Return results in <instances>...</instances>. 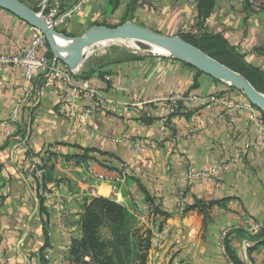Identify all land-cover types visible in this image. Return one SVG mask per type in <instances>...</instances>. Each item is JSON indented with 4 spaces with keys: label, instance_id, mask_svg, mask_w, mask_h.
<instances>
[{
    "label": "crops",
    "instance_id": "obj_1",
    "mask_svg": "<svg viewBox=\"0 0 264 264\" xmlns=\"http://www.w3.org/2000/svg\"><path fill=\"white\" fill-rule=\"evenodd\" d=\"M78 1L26 0L29 8L40 7V13L45 5L60 14ZM102 1L107 2L86 0L60 27L69 34L64 36L77 38L94 24L100 15L95 7ZM198 1L144 0L132 4L127 22L175 36L171 34L193 28ZM202 2L208 31L221 33L264 71V0ZM34 31L0 9V55L19 54ZM93 61L86 60L73 76V86L97 92L92 99H76L73 121L61 113L73 88L59 87L45 76L27 86L21 69L0 64V264H61L70 241L80 234L82 200L87 196L110 198L137 218L141 212V225L153 235L147 264H231L219 247L222 233L231 228L244 232L238 252L245 263L264 264V237L253 241L264 228L260 112L230 94L200 104L198 100L220 85L178 60ZM194 81L198 88L191 90ZM173 96L183 100L177 113L169 115L167 99ZM87 107L93 112L82 115L81 108ZM143 115L149 122L142 121ZM116 139L121 143H114ZM138 141L152 144L136 151L133 145ZM79 147L101 153L93 151V159L85 163L70 159L55 168L61 181L50 186V198L44 199L46 215L41 213L38 196L43 198L44 190L39 187L36 192L34 178L40 184L43 171L36 164L45 151L64 159L79 153ZM211 172L215 173L208 178L197 175ZM180 197L187 205L195 200L215 205L204 213H183L177 207ZM61 222L65 232L59 228ZM43 225L48 233L44 250ZM251 225L262 228L250 234Z\"/></svg>",
    "mask_w": 264,
    "mask_h": 264
},
{
    "label": "trees",
    "instance_id": "obj_2",
    "mask_svg": "<svg viewBox=\"0 0 264 264\" xmlns=\"http://www.w3.org/2000/svg\"><path fill=\"white\" fill-rule=\"evenodd\" d=\"M19 1L28 6L26 0ZM143 2L144 0H133L132 4L137 5ZM202 3V0L198 1L199 11L193 28L188 32L180 31L176 35L185 42L201 50L212 59L239 73L255 88V90L264 94V71L250 64L246 60V54L239 51L236 46H232L221 33L208 31L205 26L208 11L205 12L204 6L201 8ZM39 8L38 6L31 7L36 13L39 11ZM130 9L133 8L131 7ZM59 33L69 36V34L62 30H59ZM47 57L50 59L52 58L49 49H47ZM139 59L140 58L137 56L129 58V60ZM183 64L193 69L197 76L202 75V73L196 71L190 65L186 63ZM88 77V71L82 74L84 80H87ZM213 82L219 84L220 87L210 96L219 97L230 94L241 97L251 105L241 92L216 80H213ZM197 88L198 84L194 81L191 90ZM258 111L264 121V112ZM144 116L145 115L142 116V121L144 123L149 122L148 118ZM79 149V153L70 157L65 156L64 159L66 161L72 159L76 161L77 164H81L89 159H93L89 156L93 151L101 153V151L95 149L83 147H79ZM27 155L30 157L29 153H27ZM57 157V154L45 151L42 159L36 164L37 169L43 171L40 184L37 183V180L34 178L36 192L39 187L49 192L52 184L57 185V183L61 181V178L55 176V167L51 162ZM38 197L40 200V211L46 215L47 211L44 206V198ZM194 202L195 203L192 205L185 204L182 208V212L186 213L197 209L201 213H204L215 205L214 202H203L198 200ZM81 209L82 213L79 220L81 233L77 238L71 240L66 258L67 264L147 263L148 252L151 247V231L139 226L136 217L128 209L110 198L99 196L84 197ZM243 233L244 232L241 230H233L230 231L224 239L225 255L231 264H246L238 252V247L241 245L243 237H245ZM257 235L258 236H256L254 240L251 236L246 237L253 241L259 240L264 237V228L261 229ZM43 239L45 241L43 246L44 250L48 246V233L45 225H43Z\"/></svg>",
    "mask_w": 264,
    "mask_h": 264
},
{
    "label": "water",
    "instance_id": "obj_3",
    "mask_svg": "<svg viewBox=\"0 0 264 264\" xmlns=\"http://www.w3.org/2000/svg\"><path fill=\"white\" fill-rule=\"evenodd\" d=\"M0 9L39 31L45 39L52 58L60 61L72 76H77L83 69L87 59L85 49L103 43L137 42L163 49L167 55L152 51L135 50L136 52L150 57L171 58L186 63L203 75L241 92L252 106L264 112L263 93L255 90L239 73L212 59L177 36L161 35L127 22L119 27L92 26L81 36L69 38L49 27L42 13L34 12L19 0H0ZM63 53H67L66 56H63Z\"/></svg>",
    "mask_w": 264,
    "mask_h": 264
},
{
    "label": "built area",
    "instance_id": "obj_4",
    "mask_svg": "<svg viewBox=\"0 0 264 264\" xmlns=\"http://www.w3.org/2000/svg\"><path fill=\"white\" fill-rule=\"evenodd\" d=\"M251 1V0H246ZM86 0H79L76 4L73 5L71 9L66 11L63 14H60L57 10V8H52L48 11V14H43V17L45 18L47 24L49 27H51L54 30H58L61 26H63L66 21L74 14L78 13L81 8L85 5ZM45 5L43 6V10L45 9ZM42 10V11H43ZM47 44L45 42V39L43 35L35 30L33 35L31 36L29 45L24 48L19 54L13 55V56H7V55H0V64L5 66H14L19 69H21L23 80L26 82L27 86L30 84L35 77L37 76H45L52 78L56 85L62 88H73L74 92L68 103L66 104V107L64 110L61 111V113L67 117L70 121L75 120V105L77 104V98H93L97 92L95 89L92 88H82L79 86H73V76L69 73L68 69L57 60H54L53 58L47 57ZM25 93L22 95V101L26 98L28 93V88L25 89ZM183 100L181 96H173L167 99L170 104L169 108V115H174L178 111V103L179 101ZM216 101V98L213 96H207L203 99L198 100V102L202 105H207L214 103ZM254 111V107L250 105V107ZM82 115H89L93 112L94 109L87 107V108H81ZM254 113V112H252ZM166 121V120H164ZM164 125L161 128V131H164ZM114 143H121L120 139L114 140ZM152 143L149 141H138L135 142L133 145L134 149L136 151L140 150L143 147L150 146ZM52 163L54 164V167L57 168L61 165H65L67 162L65 159L62 158H56L52 160ZM215 172L211 173H201L197 174L198 176L202 177H211ZM106 181H109V179H105ZM62 183H59V186H61ZM42 196L44 199H49L50 195L48 192L44 191L42 193ZM186 202L184 198L180 197L177 202L178 209H182L185 206ZM137 213L141 212L138 210ZM139 216V217H140ZM65 215H61L60 220L64 221ZM59 228L61 231H66V225L64 222H61V225H59ZM261 225H251L250 229L247 231L250 234L256 233L259 229H261ZM236 230V228H231L229 230H226L222 233L219 241V247L221 249L222 254L226 257L225 251H224V239L226 235L230 232ZM71 243V241H70ZM69 243V246H70ZM69 249V248H68ZM61 264H67L66 258H61Z\"/></svg>",
    "mask_w": 264,
    "mask_h": 264
},
{
    "label": "rangeland",
    "instance_id": "obj_5",
    "mask_svg": "<svg viewBox=\"0 0 264 264\" xmlns=\"http://www.w3.org/2000/svg\"><path fill=\"white\" fill-rule=\"evenodd\" d=\"M106 1L107 2L109 1V2L108 3L106 2V4L103 1L99 2L98 6L95 7L96 12L99 13V11H100V15L97 16L94 24H92V25L89 24L88 28H90L92 26L119 27V26H122L125 23H127V21L131 18V13H132L131 10L132 9H130V8H131V6H133L131 0H106ZM72 7H73V5L69 9H71ZM50 9H52V8L46 7L43 14H48V11ZM88 28H86V30ZM60 29L61 28H59V30ZM174 30H176V29H174ZM83 33L84 32L81 31L79 36H81ZM171 35L176 36V34H171ZM125 43H129V42H124L123 44H125ZM133 44L135 45L137 50H140L142 52L152 51L151 47L148 45L140 44L137 42H134ZM88 53H87V59L86 60H89V61L94 60L95 62H100V60H103L105 62H116L119 60L124 61V60H127L133 56L139 57L140 58L139 60H154V62H156L157 60H173V59L164 58V57H157V56L156 57H153V56L150 57L147 55H143L141 53L136 52L134 49L128 48L127 46L125 47L124 45H121L118 43H109V45L96 44V45H93L89 49ZM148 216L149 215H147V218H148ZM140 218L142 219L143 217H139V218L136 217L138 225L141 227H144V229H148L145 226L141 225V219ZM145 220H146V218H145ZM79 227H80V224H79ZM80 233H81V230H80ZM151 234H152V231H151ZM152 238H153V235H152ZM152 238H151V247L153 246ZM151 247H150V249H151ZM147 260H148V257H147Z\"/></svg>",
    "mask_w": 264,
    "mask_h": 264
},
{
    "label": "bare ground",
    "instance_id": "obj_6",
    "mask_svg": "<svg viewBox=\"0 0 264 264\" xmlns=\"http://www.w3.org/2000/svg\"><path fill=\"white\" fill-rule=\"evenodd\" d=\"M118 44H121V45H124L125 47L127 46L128 48L137 50V48L135 47V45L132 42L125 43V44L120 42ZM103 45H109V43H103ZM89 49L90 48L85 49V55H87V53L89 52ZM151 50H152V52L157 53V54L167 55V52L165 50H163V49H159V48H156V47H151ZM66 54L67 53H63V56H66Z\"/></svg>",
    "mask_w": 264,
    "mask_h": 264
}]
</instances>
